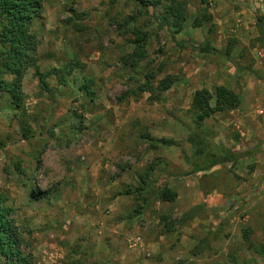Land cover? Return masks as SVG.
<instances>
[{"label": "rangeland", "instance_id": "1", "mask_svg": "<svg viewBox=\"0 0 264 264\" xmlns=\"http://www.w3.org/2000/svg\"><path fill=\"white\" fill-rule=\"evenodd\" d=\"M176 1L187 10L180 33L162 26L172 21L163 6L144 15L134 0H46L34 31L50 91L27 72L29 140L0 99V193L31 264H264L256 254L264 246V167L254 162L264 149V82L255 76L264 78V0ZM136 33L145 36L146 58L131 67ZM203 44L230 50L237 66L203 55ZM147 75L155 92L138 94ZM164 79L171 88L159 92ZM218 86L241 106L198 128L194 93ZM191 136L259 149L236 166L184 177L198 159ZM164 181L179 199L158 205L151 197ZM142 187L148 194H137Z\"/></svg>", "mask_w": 264, "mask_h": 264}, {"label": "trees", "instance_id": "2", "mask_svg": "<svg viewBox=\"0 0 264 264\" xmlns=\"http://www.w3.org/2000/svg\"><path fill=\"white\" fill-rule=\"evenodd\" d=\"M140 11L147 15L150 8L163 6L167 15L172 17L171 24L166 20L162 26L174 27L177 33L184 29L186 22V5L183 2L170 0L163 5V0H134ZM46 0H0V99L5 98L8 101L14 118H19V126L23 130L22 140L27 141L31 138V128L28 123V116L25 111V101L27 96L23 91V79L30 69L35 70V77L38 78L41 89L50 91L48 83L49 73L43 74L39 69L38 56V36L34 31L35 23L42 20L45 12ZM167 22V23H166ZM195 26L200 24L196 20ZM257 28L259 30L261 44L259 46L264 66V16H258ZM137 32V31H136ZM175 34V32H174ZM134 53L125 59L127 64L132 63L134 67L137 62L146 58V40L144 34L136 33ZM233 47V46H231ZM198 51L203 55L220 54L232 66L237 65L230 59V50L221 53L209 44H203L198 47ZM130 60V61H128ZM264 68V67H263ZM242 71L251 72V69L240 68ZM257 79L264 82V78L255 75ZM171 88V81L164 79L158 86L159 92H166ZM83 91L91 96L88 82L83 85ZM155 88L147 75L146 82L139 89L138 94L153 93ZM241 106L240 97L224 86L215 88L212 93L208 89H201L194 93L190 113L195 118V124L202 128L205 121L212 119L218 114L228 113L239 109ZM145 139L150 142L152 139L147 136ZM239 135L235 140H239ZM189 143L195 145L196 162L191 164V170L184 177H190L195 174L206 173L217 167L226 165L236 166L241 161L251 158L259 148L246 151L228 149L220 145L212 144L206 140L196 142L194 137H189ZM260 143V147L263 145ZM155 148V145H152ZM5 145L0 143V150ZM147 183L142 178V184ZM148 188L142 187L137 194H148ZM178 193L171 189L167 181H164L163 187L159 190L155 200L160 203H174L178 199ZM41 198V197H40ZM146 201V200H145ZM13 210L7 206V199L0 193V264H31L27 255L22 252L24 239L12 218ZM170 230V229H169ZM245 242H249L248 231H245ZM256 254L264 258V246L256 250Z\"/></svg>", "mask_w": 264, "mask_h": 264}, {"label": "crops", "instance_id": "3", "mask_svg": "<svg viewBox=\"0 0 264 264\" xmlns=\"http://www.w3.org/2000/svg\"><path fill=\"white\" fill-rule=\"evenodd\" d=\"M261 136V135H260ZM242 137H244V134L243 133H241V138ZM262 139H261V142H263L262 144L264 145V137H261ZM260 142V143H261ZM262 145V146H263ZM259 149V148H258ZM264 149L261 147L260 148V151H258V156L256 157V159H254V162H255V164L256 165H258L259 164V166H257L258 168H257V170L258 169H261L262 167H264V151H263ZM247 159H249V158H247ZM247 159H245V160H247ZM244 161V160H243ZM242 162V161H241ZM264 170V169H263ZM260 172H261V170H260ZM264 172V171H263ZM258 176H260V178L262 179V181L264 180V173H262V174H260V175H258ZM173 190V189H172ZM175 191V190H174ZM176 192V191H175ZM155 197H156V195H154V197H151V199L152 200H155ZM179 199V198H178ZM156 203L158 204V205H161V203L160 202H158V201H156ZM150 248H154V245H151V247ZM161 256H165L164 258H166V254H165V252L163 253V252H161ZM193 258H196V257H193Z\"/></svg>", "mask_w": 264, "mask_h": 264}]
</instances>
